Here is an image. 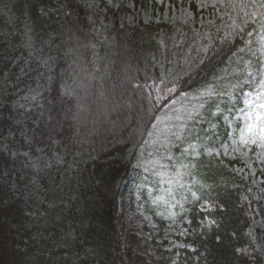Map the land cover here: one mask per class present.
Masks as SVG:
<instances>
[{
    "label": "trees",
    "instance_id": "1",
    "mask_svg": "<svg viewBox=\"0 0 264 264\" xmlns=\"http://www.w3.org/2000/svg\"><path fill=\"white\" fill-rule=\"evenodd\" d=\"M251 8L229 7L226 17L195 27L116 25L104 30L116 44L99 46L117 51L116 67L127 60L124 49L140 68L136 82L155 97L153 85H168L153 103L160 110L234 63L239 74L255 63L243 52L264 34V3ZM88 26L79 0H0V264H131L133 246L144 241L125 230L118 197L147 132L140 143L124 131L108 145L83 148L71 116L66 78ZM131 126L140 129L137 118ZM196 168L212 207L201 212L200 200L189 207L175 263L159 249L149 264H264L250 237L264 201L231 162L201 159Z\"/></svg>",
    "mask_w": 264,
    "mask_h": 264
},
{
    "label": "rangeland",
    "instance_id": "2",
    "mask_svg": "<svg viewBox=\"0 0 264 264\" xmlns=\"http://www.w3.org/2000/svg\"><path fill=\"white\" fill-rule=\"evenodd\" d=\"M79 1L88 16L90 36L77 44L65 88L74 102L71 116L81 132L82 147L108 145L112 133L115 140L124 131L130 138L138 134L140 143L147 132L131 180L119 189L118 209L126 219L125 230L144 239L133 246L131 264H149L159 249L172 253L175 263L185 247L189 207L199 200L201 212L212 207L204 198L198 161L231 162L234 174L249 185L248 192L264 201V35L256 36L254 47L245 50L246 57H259L257 72L248 69L247 79L234 63L210 85L180 94L155 110L153 103L160 101L168 85L155 84L157 95L150 94L144 83L136 82L140 68L124 49L121 55L127 60L116 67L110 58L117 51L108 49L116 42L107 40L104 30L149 23L206 25L226 17L229 7L252 9L256 0ZM99 45H108V50L103 52ZM253 77L255 81L248 83ZM153 115L152 124H146ZM134 118L140 129L132 128ZM250 237L264 261V218L255 221Z\"/></svg>",
    "mask_w": 264,
    "mask_h": 264
},
{
    "label": "snow or ice",
    "instance_id": "3",
    "mask_svg": "<svg viewBox=\"0 0 264 264\" xmlns=\"http://www.w3.org/2000/svg\"><path fill=\"white\" fill-rule=\"evenodd\" d=\"M261 2L264 3V0H261ZM262 138H264V137H262Z\"/></svg>",
    "mask_w": 264,
    "mask_h": 264
}]
</instances>
